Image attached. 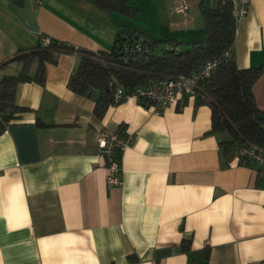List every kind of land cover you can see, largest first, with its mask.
Segmentation results:
<instances>
[{"label": "crops", "instance_id": "1", "mask_svg": "<svg viewBox=\"0 0 264 264\" xmlns=\"http://www.w3.org/2000/svg\"><path fill=\"white\" fill-rule=\"evenodd\" d=\"M195 1L170 0L169 28L152 37L198 41ZM117 26L126 27L90 0H0V79L20 69L5 64L15 52L43 37L109 51ZM234 58L264 67V0H249L236 22ZM76 64L61 54L43 85L16 86L27 110L0 135V264H264V175L220 154V137L206 134L209 108L184 97L157 115L126 99L97 120L95 97L67 88ZM252 91L264 112V70ZM101 129L132 137L118 186L106 183Z\"/></svg>", "mask_w": 264, "mask_h": 264}, {"label": "trees", "instance_id": "2", "mask_svg": "<svg viewBox=\"0 0 264 264\" xmlns=\"http://www.w3.org/2000/svg\"><path fill=\"white\" fill-rule=\"evenodd\" d=\"M90 1L109 15L113 12L130 15L137 11L128 6L129 0ZM14 2L22 4V0ZM199 9L203 29L201 39L196 42L157 39L117 26L118 33L109 51L92 52L53 39L44 45L42 38L33 47L18 50L5 62L18 63V73L0 79V135L15 113L27 110L15 105L16 86L27 82L43 85L46 64H57L61 54L77 56L67 88L79 96L95 97L93 115L97 120L103 118L109 106L122 102H115L116 88L131 92L159 78L190 76L214 60L216 67L208 78L199 82L194 96L195 106H207L210 110V129L206 134L220 137L219 152L227 159L234 158L236 148L254 147L264 153V112L257 107L252 91L264 67H237L236 22L227 3L217 0L211 7L200 3ZM239 164L253 167L244 160H239ZM180 249L189 252L190 242L183 240ZM203 253L208 260V248ZM129 260L135 258L130 256Z\"/></svg>", "mask_w": 264, "mask_h": 264}, {"label": "built area", "instance_id": "3", "mask_svg": "<svg viewBox=\"0 0 264 264\" xmlns=\"http://www.w3.org/2000/svg\"><path fill=\"white\" fill-rule=\"evenodd\" d=\"M221 4H228L230 14L235 22L243 19L248 10L249 0H218ZM187 9L181 4L178 11ZM49 38L43 37L45 45ZM216 61L206 62L197 72L190 76L176 78H159L146 86L135 88L131 92H124L120 87L114 93L115 102L132 99L143 107L150 108L154 114H161L167 107L173 106L184 97H194L198 84L208 78L216 67ZM96 143L98 152L105 159L107 167L106 183L109 187L120 185L116 174L121 170L122 155L132 143V137L125 132L101 129L97 133ZM234 158L244 160L253 165L259 175H264V153L254 147L236 148Z\"/></svg>", "mask_w": 264, "mask_h": 264}, {"label": "rangeland", "instance_id": "4", "mask_svg": "<svg viewBox=\"0 0 264 264\" xmlns=\"http://www.w3.org/2000/svg\"><path fill=\"white\" fill-rule=\"evenodd\" d=\"M190 1L196 2L195 0ZM169 2L170 0H129L128 6L137 11L130 15L119 12H113L112 15L117 22L124 24V26L132 31L151 37L159 36V34L167 31L169 28L170 18L167 14ZM203 4L208 6L209 0H203ZM192 7V13H196L197 17L196 24L203 29L199 6L193 4ZM201 37L199 38L201 39ZM18 71L19 69L13 70L9 75H15Z\"/></svg>", "mask_w": 264, "mask_h": 264}]
</instances>
